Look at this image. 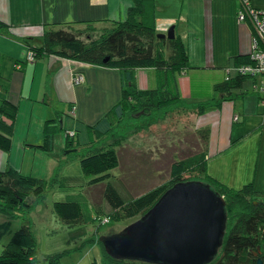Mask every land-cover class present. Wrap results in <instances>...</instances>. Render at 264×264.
Returning a JSON list of instances; mask_svg holds the SVG:
<instances>
[{
    "label": "trees",
    "instance_id": "16d2710c",
    "mask_svg": "<svg viewBox=\"0 0 264 264\" xmlns=\"http://www.w3.org/2000/svg\"><path fill=\"white\" fill-rule=\"evenodd\" d=\"M154 1L131 0L123 19L45 25L40 44H28L27 49L33 51L36 58L54 55L116 69L121 80V94L119 100L93 123L75 119V110L71 112V107L65 115L57 111L53 118L46 119L42 124L41 141L28 145L51 153L55 135L64 134L62 154L53 173L42 178L14 168L0 170V214L9 219L25 218L43 202L49 190L69 189L64 200L54 201V215L73 227L72 233L85 237L90 244L97 240L102 251L101 264L125 263V260L107 255L100 237H96L103 218H135L147 211L173 184L196 181L209 185L225 200V234L217 255L207 264H256L258 257L264 259V193L255 191L252 184L239 189L227 188L212 178L206 168L209 129L195 127L192 123V116L202 115L224 101L234 102L243 96L247 93L243 87L245 79L252 77L255 83L256 76L240 70L224 73L216 68L190 66L188 50L179 35L157 37ZM99 26H103V30L95 31ZM249 63H252L249 54L237 55L232 69ZM141 68H150L156 76L145 88L136 83L137 70ZM181 73L188 80L187 90L180 87ZM251 92L261 97L257 89ZM17 113L14 103L6 96L0 98V150L3 152L10 150ZM166 119L173 120L174 126H184L182 130L186 135L191 131L199 150L184 157H173L166 179L137 194L119 175L117 180L128 197L123 198L112 183V171L121 170L119 148L122 142L130 131L146 132L152 125L162 126ZM183 120L185 122L178 123ZM167 129L168 126L161 130ZM73 159L79 162L80 174L63 175L64 163ZM122 171L126 176L125 169ZM98 184H102V200L109 209L107 214H103L97 200H91L95 201L91 205L82 192L83 188ZM87 224L93 225L90 235L86 234ZM9 227V220L0 222V243ZM9 235L0 248V264H61L60 258L68 252L40 254L29 223L21 224Z\"/></svg>",
    "mask_w": 264,
    "mask_h": 264
},
{
    "label": "crops",
    "instance_id": "0c3cea01",
    "mask_svg": "<svg viewBox=\"0 0 264 264\" xmlns=\"http://www.w3.org/2000/svg\"><path fill=\"white\" fill-rule=\"evenodd\" d=\"M245 1L264 11V0ZM131 3V0H0V98L6 96L18 108L10 150H0V170L14 168L48 178L61 154L51 157L48 155L51 153L28 145L41 141L43 122L53 118L57 111L65 115L73 104L75 119L93 123L121 94L116 69L54 55L29 62L28 44L38 46L48 24L123 19ZM154 3L156 31L166 33L169 26H174L175 34L188 50L190 66L232 72L234 57L250 53L251 26L246 19L242 22L236 19L242 0ZM76 73L83 76L82 83L72 82ZM180 76V87L187 90L188 80L184 74ZM155 77L150 68H141L137 70L136 83L145 88ZM244 90L247 93L234 102L224 101L202 115L192 116V123L209 129L206 168L212 178L227 188L252 184L255 191L264 193V105L254 92ZM60 134L55 135L54 149L57 141H64L62 134L58 139ZM38 159L37 169L43 174L35 171ZM63 169L70 170L63 173ZM61 172L79 175V162H65Z\"/></svg>",
    "mask_w": 264,
    "mask_h": 264
},
{
    "label": "rangeland",
    "instance_id": "374dc122",
    "mask_svg": "<svg viewBox=\"0 0 264 264\" xmlns=\"http://www.w3.org/2000/svg\"><path fill=\"white\" fill-rule=\"evenodd\" d=\"M242 21L245 20H241L239 22ZM248 23H250L249 20ZM102 30L103 26H99L95 31ZM250 50L251 46L248 49V52ZM26 56L32 57L34 60L36 58V54L28 49ZM83 80L84 78L82 81ZM82 81L80 83H82ZM252 82L253 78L247 77L244 81V89L248 88L249 90H252L253 86L259 83V77L256 76V82ZM73 83L76 84L75 82ZM180 118H182V116H180ZM183 122H185V120L178 123L180 124ZM174 123L175 122L173 120L169 122L168 119H166L162 126L159 124L152 125V127L146 132L140 131L133 133L130 131L131 133L126 137V140L122 142V145L119 148L121 149L120 152L122 153L120 156L121 170L115 169L112 171L114 175L112 183L123 198L126 199L128 197H126L127 193L122 189L119 181L117 180L119 175L125 180L129 189L137 194L143 191L144 188H149L161 182L163 179H166L169 173L170 162H172L173 157H184L192 154L195 150H199L197 149L194 134L191 131H188V135H186L182 130L184 126L181 127L178 124L174 126ZM166 126H168L167 130H161ZM60 136L61 134L58 136V139H60ZM57 144L58 146L55 147L51 154H48L51 157H54L56 153L62 154V151L56 148L63 147L64 141H57ZM74 161L78 163V161L75 159L71 160L70 162ZM39 162L40 160L38 159L36 161L35 171L43 174L37 169V163L39 166ZM123 169L126 171V176L123 175ZM69 170L70 169H63V173H68ZM89 189H91L90 192ZM101 189L102 184H98L87 188L85 187L83 188L82 192L88 196V202L91 205L95 203V201L92 202L91 200H97L104 211L103 214H107L109 209L102 200ZM68 190L69 189L59 188L49 190L43 202L37 204L34 209L25 216V218L16 217L9 219L5 215L0 214V222L7 220L10 221L9 230L5 234L3 242L0 243V248L2 244L6 243L7 239H9V232L11 233L15 231L23 223H29L30 228L37 240L40 254L62 253L63 251L68 250V252L63 254L60 258L61 264H101L102 251L100 246L96 243L97 240H94V244H90V242L85 240V237L77 236L76 232L72 233L74 231L73 227H68L62 223L53 213L54 201L64 200ZM137 217L119 220L109 217L105 224L100 225V228L97 231L99 234L96 237L118 232L127 224L137 219ZM94 223H96V221H94ZM92 229L93 225L87 224L86 234L90 235L92 233ZM117 264L125 263L122 262Z\"/></svg>",
    "mask_w": 264,
    "mask_h": 264
},
{
    "label": "water",
    "instance_id": "95a60500",
    "mask_svg": "<svg viewBox=\"0 0 264 264\" xmlns=\"http://www.w3.org/2000/svg\"><path fill=\"white\" fill-rule=\"evenodd\" d=\"M174 26L157 37L173 38ZM226 224L224 198L209 185L178 182L166 189L137 219L100 237L116 260L155 264H207L222 244ZM256 264H263L258 257Z\"/></svg>",
    "mask_w": 264,
    "mask_h": 264
},
{
    "label": "built area",
    "instance_id": "2783aa9c",
    "mask_svg": "<svg viewBox=\"0 0 264 264\" xmlns=\"http://www.w3.org/2000/svg\"><path fill=\"white\" fill-rule=\"evenodd\" d=\"M237 21L249 20L251 28L255 33V36L251 38V51L249 56L252 60V63L240 65L236 70L232 69V72L240 70L243 73H247L251 76H258L259 83L253 86V89L261 94L260 101L264 105V11L257 10L251 7L245 0H242L241 8L236 13ZM27 57V56H26ZM27 60L32 62L34 59L32 57H27ZM83 77L81 74L76 73L73 75L72 80L76 84L82 81ZM256 82V81H255ZM75 110L74 107H71V112ZM234 116V120H236ZM108 221V217H104L102 224H105Z\"/></svg>",
    "mask_w": 264,
    "mask_h": 264
},
{
    "label": "flooded vegetation",
    "instance_id": "af4514ba",
    "mask_svg": "<svg viewBox=\"0 0 264 264\" xmlns=\"http://www.w3.org/2000/svg\"><path fill=\"white\" fill-rule=\"evenodd\" d=\"M225 228H226V225H225ZM225 230L226 229H224V233H223V236H224V234H225ZM223 241V240H222ZM219 250V249H218ZM218 252V251H217ZM217 255V253L215 254V256ZM214 256V257H215ZM213 257V258H214ZM213 258L211 259V261L213 260ZM125 264H155V263H152V262H147V261H138V260H127L126 262H125ZM263 264H264V259H263Z\"/></svg>",
    "mask_w": 264,
    "mask_h": 264
},
{
    "label": "clouds",
    "instance_id": "9594fccd",
    "mask_svg": "<svg viewBox=\"0 0 264 264\" xmlns=\"http://www.w3.org/2000/svg\"><path fill=\"white\" fill-rule=\"evenodd\" d=\"M169 27H170V26H169ZM166 32H167V31H166ZM158 33H159V32H158ZM175 35H176V34H175ZM26 60H27V57H26ZM27 61H28V60H27ZM33 61H34V60H33ZM29 62H30V61H29ZM236 117H237V116H236ZM236 119H237V118H236ZM107 217H108V216H107ZM138 217H139V216H138ZM138 217H137V218H138ZM108 219H109V217H108Z\"/></svg>",
    "mask_w": 264,
    "mask_h": 264
}]
</instances>
